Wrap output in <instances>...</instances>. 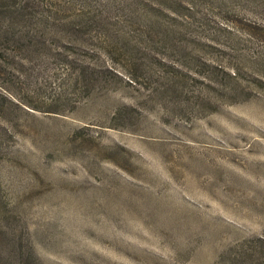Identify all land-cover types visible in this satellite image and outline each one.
<instances>
[{"label":"rangeland","instance_id":"rangeland-1","mask_svg":"<svg viewBox=\"0 0 264 264\" xmlns=\"http://www.w3.org/2000/svg\"><path fill=\"white\" fill-rule=\"evenodd\" d=\"M97 4L0 69V264H264V0Z\"/></svg>","mask_w":264,"mask_h":264},{"label":"trees","instance_id":"trees-1","mask_svg":"<svg viewBox=\"0 0 264 264\" xmlns=\"http://www.w3.org/2000/svg\"><path fill=\"white\" fill-rule=\"evenodd\" d=\"M96 1L99 0H0V69L6 70L4 66L11 55L9 51L40 48L47 42V32L58 31L54 26L62 23L66 30L75 31L76 37L68 36L66 40L64 34L68 32L63 30L53 39L62 41L60 43L68 49L87 48L84 41L88 40L89 44L88 38L100 36V27L108 24L107 15L101 5H95ZM65 7L77 12H70L73 14L64 18L60 13ZM95 7L101 10L100 18L95 13ZM25 60L21 55L18 63Z\"/></svg>","mask_w":264,"mask_h":264}]
</instances>
